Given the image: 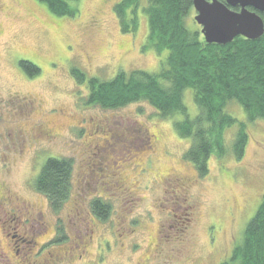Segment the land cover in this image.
Wrapping results in <instances>:
<instances>
[{"label":"rangeland","instance_id":"1","mask_svg":"<svg viewBox=\"0 0 264 264\" xmlns=\"http://www.w3.org/2000/svg\"><path fill=\"white\" fill-rule=\"evenodd\" d=\"M119 1L77 0L78 13L61 17L37 0H0L1 226L12 224L4 214L14 222L31 211L30 230L39 233L25 259L8 254L10 264L42 258L45 264H221L261 201L263 119L247 122L240 162L230 152L219 159L213 153L200 176L183 159L189 140L175 130L178 116L162 118L146 101L87 105L86 82L71 69L108 80L120 70L157 73L166 56L145 47V15L135 32H121L113 10ZM191 11L187 20L199 32ZM21 60L34 63L39 74L29 76ZM183 97L194 117L190 89ZM227 111L246 121L235 102ZM42 122L56 136L32 140L31 130ZM20 128L23 135L16 136ZM235 130L224 131L226 147ZM58 157L70 159L72 171L68 196L54 210L34 181L48 158ZM94 199L109 204L104 218L91 208Z\"/></svg>","mask_w":264,"mask_h":264},{"label":"trees","instance_id":"2","mask_svg":"<svg viewBox=\"0 0 264 264\" xmlns=\"http://www.w3.org/2000/svg\"><path fill=\"white\" fill-rule=\"evenodd\" d=\"M37 1L44 3L54 16L73 17L78 13L77 0ZM192 2L120 0L115 3L114 14L124 34L135 32L139 15H145L148 24L145 47H152L157 55L166 52L159 72L120 70L108 80L86 77L78 68L71 72L78 82H86L87 105L109 109L146 101L162 118L178 116L175 130L189 140L183 159L204 176L213 153L216 159L231 153V158L240 162L249 140L247 122L264 120V34L255 40L236 36L224 45L206 43L194 23L187 20ZM18 62L29 76L39 74L34 63ZM186 89H190L198 110L194 117H190L184 103ZM230 102L241 106L246 121H237L228 113ZM231 126L236 130L231 145L226 147L224 131ZM40 168L34 187L45 195L52 209L58 210L70 191L71 160L48 158ZM260 200L247 221L241 241L221 264H264V191ZM91 208L104 218L110 207L94 199Z\"/></svg>","mask_w":264,"mask_h":264},{"label":"water","instance_id":"3","mask_svg":"<svg viewBox=\"0 0 264 264\" xmlns=\"http://www.w3.org/2000/svg\"><path fill=\"white\" fill-rule=\"evenodd\" d=\"M192 1L193 20L206 43L224 45L236 36L255 40L264 34V0Z\"/></svg>","mask_w":264,"mask_h":264},{"label":"flooded vegetation","instance_id":"4","mask_svg":"<svg viewBox=\"0 0 264 264\" xmlns=\"http://www.w3.org/2000/svg\"><path fill=\"white\" fill-rule=\"evenodd\" d=\"M54 129L55 128L52 126L45 123L43 124L42 122L31 130V139L34 140L39 135L55 137L56 135L54 133ZM23 131L24 130L20 128L18 131H15V135H23ZM22 140H24V138ZM43 140L45 141L46 139ZM106 145H108V143H105L104 146ZM28 212L30 213L27 214V216H24V213L16 215L14 217V222L12 221L13 218L11 214H4L3 216L7 219L8 223H12L8 226V229H6L4 226H1V222L6 223V220L1 221L0 217V257L3 258L0 260L3 261V264H10L11 258L10 255H8L9 253H11L15 258L20 259V257L23 256V259H25L26 255H28L27 253L30 251L31 244H35L34 239L39 233L37 231L31 232L29 220L30 214L32 215L33 212ZM19 229L21 230L20 233H18ZM41 245L39 247H41ZM36 252H38V250ZM40 262V264H45L44 258H42Z\"/></svg>","mask_w":264,"mask_h":264},{"label":"bare ground","instance_id":"5","mask_svg":"<svg viewBox=\"0 0 264 264\" xmlns=\"http://www.w3.org/2000/svg\"><path fill=\"white\" fill-rule=\"evenodd\" d=\"M263 16H264V15H262V19H263Z\"/></svg>","mask_w":264,"mask_h":264}]
</instances>
